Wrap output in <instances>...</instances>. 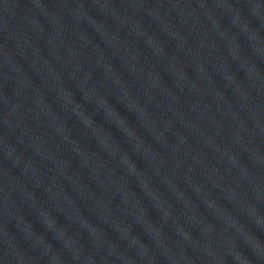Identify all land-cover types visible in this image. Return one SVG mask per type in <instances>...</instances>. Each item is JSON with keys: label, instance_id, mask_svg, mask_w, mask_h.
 I'll return each mask as SVG.
<instances>
[{"label": "water", "instance_id": "95a60500", "mask_svg": "<svg viewBox=\"0 0 264 264\" xmlns=\"http://www.w3.org/2000/svg\"><path fill=\"white\" fill-rule=\"evenodd\" d=\"M193 264H264V0H222L199 139Z\"/></svg>", "mask_w": 264, "mask_h": 264}]
</instances>
